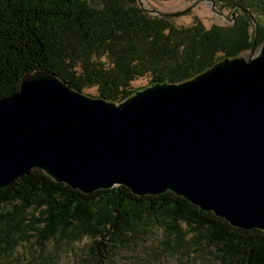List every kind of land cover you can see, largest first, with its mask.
<instances>
[{"label": "trees", "instance_id": "obj_1", "mask_svg": "<svg viewBox=\"0 0 264 264\" xmlns=\"http://www.w3.org/2000/svg\"><path fill=\"white\" fill-rule=\"evenodd\" d=\"M214 1L234 10L231 26H178L176 14L150 15L139 0H0V100L18 92L26 73L47 70L77 91L97 87V97L121 103L140 78L179 83L250 51L251 9L264 14V3ZM263 41L258 27L256 47ZM154 231L170 254L190 245L215 249L222 264H264L263 232L231 227L173 193L137 197L120 186L85 195L40 170L0 190V260L59 236L102 245Z\"/></svg>", "mask_w": 264, "mask_h": 264}, {"label": "water", "instance_id": "obj_2", "mask_svg": "<svg viewBox=\"0 0 264 264\" xmlns=\"http://www.w3.org/2000/svg\"><path fill=\"white\" fill-rule=\"evenodd\" d=\"M253 25L250 51L121 103L47 70L26 73L0 100V190L40 170L85 195L120 186L137 197L173 193L264 233V41L256 47Z\"/></svg>", "mask_w": 264, "mask_h": 264}, {"label": "rangeland", "instance_id": "obj_3", "mask_svg": "<svg viewBox=\"0 0 264 264\" xmlns=\"http://www.w3.org/2000/svg\"><path fill=\"white\" fill-rule=\"evenodd\" d=\"M258 1L264 3V0ZM139 3L145 11L176 14L174 22L178 26H190L201 21L207 28L212 25L227 27L233 24L235 17L233 9L214 0H139ZM251 10L257 26L264 28V14L257 12V7ZM149 83L148 78H140L131 87L133 91H138ZM83 93L91 97L99 96L97 87L86 89ZM130 237L131 240L111 242L110 236L105 240L99 239L103 243L99 245L89 237L72 242L59 236L43 249L36 243H26L9 258L1 259L0 264H222L215 256L216 250L208 247L201 249L186 245V248H177L178 252L174 254L168 253L157 242L161 239L160 231L150 235L137 233Z\"/></svg>", "mask_w": 264, "mask_h": 264}]
</instances>
